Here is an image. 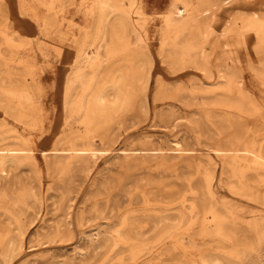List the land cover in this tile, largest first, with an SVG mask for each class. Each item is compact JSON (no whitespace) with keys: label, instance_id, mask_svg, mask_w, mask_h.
<instances>
[{"label":"rangeland","instance_id":"rangeland-1","mask_svg":"<svg viewBox=\"0 0 264 264\" xmlns=\"http://www.w3.org/2000/svg\"><path fill=\"white\" fill-rule=\"evenodd\" d=\"M0 264H264V0H0Z\"/></svg>","mask_w":264,"mask_h":264},{"label":"bare ground","instance_id":"bare-ground-1","mask_svg":"<svg viewBox=\"0 0 264 264\" xmlns=\"http://www.w3.org/2000/svg\"><path fill=\"white\" fill-rule=\"evenodd\" d=\"M112 69L110 68V71H111ZM143 81V84H145L146 83V81H147V76H145L143 79H142ZM96 90V89H95ZM97 91V90H96ZM103 100H104V95H103V93L102 92H98V93H96L93 97H92V101L90 102L92 105H95V104H101L102 102H103ZM92 105H90V107L92 106ZM175 145H178L177 143H175ZM77 151L79 152L78 153V157H84L85 155V153L84 152H86V150L85 149H77ZM220 151V150H219ZM91 155H94V153H91ZM80 159V158H79Z\"/></svg>","mask_w":264,"mask_h":264}]
</instances>
